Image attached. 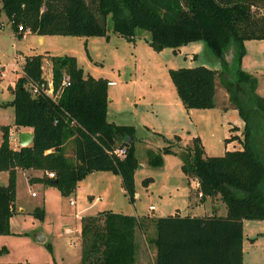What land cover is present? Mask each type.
Returning a JSON list of instances; mask_svg holds the SVG:
<instances>
[{
    "label": "trees",
    "instance_id": "obj_1",
    "mask_svg": "<svg viewBox=\"0 0 264 264\" xmlns=\"http://www.w3.org/2000/svg\"><path fill=\"white\" fill-rule=\"evenodd\" d=\"M1 14L13 34L21 27L39 37L106 40L105 20L110 17L112 32L127 42L142 30L150 34L148 45L155 53L170 49L176 54L200 42L219 60L228 101L244 123L240 136H230L225 143L238 140L241 149L207 157L196 137L189 149L175 153L168 145L161 153L178 155L182 173L196 181L202 198L220 199L226 215H87L80 222L78 264H137L135 233H145L149 224L155 231L148 239L156 251L154 264H242L243 221L264 220V98L257 94V78L241 69L244 43L264 41V0H0ZM18 33L22 38L24 33ZM42 60L40 55L24 59L13 99L4 105L13 108L14 120L12 126H0V173L8 174L7 185L0 186V235L11 234L17 170L43 172L30 181L63 197L72 195L90 174L108 172L119 176L125 196L134 202L135 129L108 122L109 82L85 76L75 57L53 56L55 91L64 75L69 85L57 98L33 97L28 86L42 82ZM168 74L186 110L215 108L217 71L198 66ZM12 127L31 129V145L12 149ZM68 143L72 158L66 157ZM123 148L125 156L117 157L114 151ZM149 164L161 166V156L151 157ZM47 172L54 173V179ZM150 183L149 178L142 181L144 187ZM30 215L42 219L44 209L37 207ZM6 251L1 247L0 257Z\"/></svg>",
    "mask_w": 264,
    "mask_h": 264
},
{
    "label": "rangeland",
    "instance_id": "obj_2",
    "mask_svg": "<svg viewBox=\"0 0 264 264\" xmlns=\"http://www.w3.org/2000/svg\"><path fill=\"white\" fill-rule=\"evenodd\" d=\"M86 1L94 3L96 0ZM0 22L3 23L0 29V69L3 70H0V125H8L13 121V108L4 105L12 100L8 88L13 86L19 75V66L16 69L12 66L15 49L26 56L43 52L53 56H71L76 58L85 74L110 82L107 93L113 100L109 102L107 120L134 127L137 159L134 174L137 196H134L133 203L125 196L119 178L110 182L109 191L103 193L104 179H101L100 174H93L81 181L72 195L63 197L56 189L42 184H31L29 187L20 175L15 205L26 213L18 210L10 218L11 234L0 236V248L7 250L1 255L0 264H78L81 219L98 211L112 210L123 215L142 217L152 213L155 207L154 214L158 217V210L167 214L174 203L183 212L181 207L186 201L183 193H187L188 183L179 178V156L161 153L168 145H172V150L182 151L191 148L192 139L197 137L207 157H219L226 151L239 149L235 141L225 143V140L230 129L237 127L242 131L244 123L230 103L229 107H225L224 76L219 74L221 65L205 46L193 61L185 59L183 51L174 54L170 49H165L155 53L148 45L150 34L137 30L133 39L137 41L134 51L133 43L112 32L110 17L105 20L108 40L33 35L16 39L2 14ZM43 57V60L50 59V56ZM254 58L257 65L253 70L258 73L256 78L262 90L260 96H264V56L256 54ZM198 66L217 71L216 106L212 110H186L168 74L169 70ZM233 70L231 67L228 74ZM242 70L248 73L246 69ZM1 73L5 74L4 78ZM45 73H48L46 69ZM69 150L67 146V153ZM158 154L162 159L161 166H150L149 159ZM146 178L151 180L147 188L142 185ZM4 184L6 178L0 176V186ZM31 192L36 198H31ZM199 195L197 192L192 198L202 202L209 200L215 206L223 205L218 198H202ZM70 200L75 202L74 206L69 205ZM37 207L44 209L42 219L29 214ZM153 231L154 227L149 224L146 238H151ZM38 232L45 238L43 242L36 239L35 234ZM247 236L256 238L253 244L247 242ZM244 238L248 247L244 254L245 264H264V220H246ZM146 263H150V257L146 258Z\"/></svg>",
    "mask_w": 264,
    "mask_h": 264
},
{
    "label": "crops",
    "instance_id": "obj_3",
    "mask_svg": "<svg viewBox=\"0 0 264 264\" xmlns=\"http://www.w3.org/2000/svg\"><path fill=\"white\" fill-rule=\"evenodd\" d=\"M2 25H3V23H2ZM9 26H10V24H9ZM10 30H11V27H10ZM11 34L16 39H19L18 38V35H19L18 32H16L15 34H13L12 31H11ZM25 36H29V34L28 33L23 34L22 38H24ZM129 43H133V49H134V51H136V49H137V41H135V42L132 41V42H129ZM244 46H245V56L241 60V68L243 67L244 70L246 69L249 74H251L254 77H257V74L258 73L256 72V70H253L254 67H256V65H257L256 64L257 61L255 60L254 56L256 54L258 56H264V41H246L244 43ZM203 47H204V45L202 43H200V42L191 43V44H189L187 46H184V47L180 48L177 53H180L181 51H183V52H185V54H184L185 55V59H188L189 58V59H191V61H193V60H195L197 58L198 52L201 49H203ZM37 55H40L42 57L43 56H50V58L53 57V55H49V53H47V52H43V54H36V55L26 56V55L22 54L18 49H15V54L13 56L14 57V61L12 62V66H13L14 69H16L17 66H19V72H18L19 75H18V77L22 73V66L24 64V59L26 57L37 56ZM45 60H47L48 62H50V59H45ZM259 63H261V62H259ZM259 63H258V65H259ZM51 68H52V65H51ZM0 70L3 71L2 69H0ZM82 71H83V74L85 76L86 75L91 76L88 73L85 74V72H84L83 69H82ZM1 74H3V73H1ZM52 76H53V74H52ZM4 77H5V74H3L2 78H4ZM95 79H98V78H95ZM14 84H15V82H14ZM14 84H13L12 87L8 88V92H10L11 94H12V89L14 87ZM261 92H262V90L260 89V84L258 82L257 94L260 96ZM261 97L264 98V96H261ZM108 98H110L109 99V102L113 100V97H110L109 96ZM225 103H226L225 104V107L226 106L229 107L228 95L226 93H225ZM109 104L110 103H108V106H109ZM215 106H216V103H215ZM107 115H108V107H107ZM13 120H14V113H13ZM8 125L9 126H12L13 125V121L11 123H9ZM116 125H118V124H116ZM0 126H5V125H0ZM10 132H14L15 135H16V138L14 139V141H9L10 147L12 149H14V150H16V149H18L20 147L19 146V139H18V135L20 133H30V134H32V130L31 129H27V128H21V129L17 130L16 128L12 127L11 130H10ZM240 133H241V129L237 128V131L236 132H229L228 133V138L230 136H238L239 137L240 136ZM235 142L239 145V149H236V150H240L241 149L240 143L238 142V140L237 141L235 140ZM30 145H31V142L28 144V146H30ZM67 146L70 147L69 153H67ZM173 151L175 153H179L181 151V149L180 150L173 149ZM65 153H66V157H69V158H72L73 157V154H72V146H71L70 143H68L66 145V152ZM180 171H181V165H180ZM93 174H100L101 179H104L103 184L104 183L105 184L102 186V192L103 193H107L109 191L108 189H109V183L110 182L114 181L115 178H119V176H115V175H113L111 173H108V172L92 173L89 176H92ZM179 174H180L179 175V178L181 180H187V183H188V186H187L188 191H187V193H185V192L183 193V196L186 197V201H185L183 207H181L183 209V212L180 211L179 210L180 208L177 205H174V203H173V204L170 205V210H169V212H167V214H164L163 211L160 212L158 210L160 216L179 215L181 217H183V216L202 217V216H206V215H221V216L226 215V209L224 208L225 207L224 204L223 205H217V206H215L214 204H210L211 201H209V200H207L205 202H202V201H198V199H196V198H192V196L196 195L197 192H198L196 181L193 180V179L187 178L182 173V171ZM20 175L22 176L24 182L26 184H28V186L30 187L31 184H33V185L39 184V183H33L30 180L36 179V178H41L43 176V172L36 171V170H24V171L23 170H17V174H16V176H17V178H16V191H17L18 177ZM0 176H4L6 178V184L3 185V186H6L7 185V180H8V174L6 172H2V173H0ZM89 176H87V177H89ZM119 180H120V178H119ZM120 182H121V180H120ZM78 186H79V184L77 185V187ZM147 187H145V188H147ZM32 193L33 192H31V194ZM31 194H30V196H31ZM105 195L107 196V194H105ZM135 196H137L136 193H135ZM31 198H36V197H31ZM150 207H154V206L153 205L152 206L150 205ZM15 210H16L15 211V214L18 213V210H21V212L24 213V214L26 213V211H24L23 208H21L19 206L17 208L16 205H15ZM110 211H112V210H110ZM155 211H156V209L154 207L153 212L152 213H147V215H149V217H157L154 214ZM99 212H102V211H98L97 213H99ZM29 214H31V212ZM96 214H94V215H96ZM135 216L140 217L139 215H135ZM244 230H245V221H243V238H242V253H243V258H242V264H245V255L244 254H245V250H247L246 249L247 243H246L245 238H244ZM153 232L155 234V231H153ZM138 237H141V238H138ZM146 237H147V234L144 233L141 229L135 233V240H136V244H137V250H136V262H137V264H154V257H155L156 251H155L154 246L151 243L148 242V239H150V238H146ZM152 237H154V235ZM255 239L256 238H250V237L247 236V242L250 243V244H253ZM248 246H249V244H248ZM147 257H150V263H146V258Z\"/></svg>",
    "mask_w": 264,
    "mask_h": 264
},
{
    "label": "built area",
    "instance_id": "obj_4",
    "mask_svg": "<svg viewBox=\"0 0 264 264\" xmlns=\"http://www.w3.org/2000/svg\"><path fill=\"white\" fill-rule=\"evenodd\" d=\"M18 32H24V30L21 27H18ZM26 33V32H25ZM41 77H42V82H40L39 84H34V85H30L28 86V90L31 94V96L36 97L38 95H45L47 97H52V98H57L59 93L69 85V78L64 75L62 77V81L58 87L57 92L55 91L54 88V83H53V76H52V68H51V63L48 62L47 60H42V64H41ZM45 69L48 73H45ZM3 76V74H1V77ZM16 138V135L14 132H10L9 133V141H14V139ZM114 154L119 157V158H123L125 156V149H116L114 151ZM46 176L49 179H54V173L52 172H47ZM35 194L32 193L31 197H34ZM199 197H201V194L199 195ZM69 205L70 206H74L75 202L73 200L69 201ZM151 211L153 210V208L150 209ZM77 217H79V215H76Z\"/></svg>",
    "mask_w": 264,
    "mask_h": 264
},
{
    "label": "water",
    "instance_id": "obj_5",
    "mask_svg": "<svg viewBox=\"0 0 264 264\" xmlns=\"http://www.w3.org/2000/svg\"><path fill=\"white\" fill-rule=\"evenodd\" d=\"M18 139H19L20 148H25L32 141V134H30V133H20L18 135ZM35 237H36V239L39 242H43L45 240V238L42 236V234L40 232L36 233Z\"/></svg>",
    "mask_w": 264,
    "mask_h": 264
}]
</instances>
